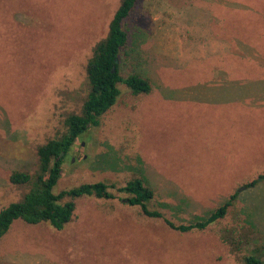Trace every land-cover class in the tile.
I'll use <instances>...</instances> for the list:
<instances>
[{
	"label": "rangeland",
	"instance_id": "obj_1",
	"mask_svg": "<svg viewBox=\"0 0 264 264\" xmlns=\"http://www.w3.org/2000/svg\"><path fill=\"white\" fill-rule=\"evenodd\" d=\"M120 3L0 0V211L30 188L11 184L10 174L33 176L37 148L64 133L68 114L81 113L86 64ZM124 29L120 75L144 74L163 88L154 85L158 95L147 99L119 84L116 103L75 141L53 189L101 182L113 198L77 199L61 230L14 221L0 238V264H243L247 252L232 254L221 238L242 225L262 237L263 262L264 179L243 186L264 174V100L256 101L264 99V0H138ZM209 30L238 43L232 70L227 52L187 61L180 77L149 68L168 50L185 62ZM228 94L239 95L236 112ZM249 97L255 111L244 107ZM133 178L153 189L150 208L176 226L207 218L237 193L235 206L204 230L182 233L128 205L118 189Z\"/></svg>",
	"mask_w": 264,
	"mask_h": 264
},
{
	"label": "trees",
	"instance_id": "obj_2",
	"mask_svg": "<svg viewBox=\"0 0 264 264\" xmlns=\"http://www.w3.org/2000/svg\"><path fill=\"white\" fill-rule=\"evenodd\" d=\"M138 0H121L109 23L107 36L93 48L91 58L86 64L88 94L82 105L80 114H68L64 119L63 134L47 141L37 148L38 169L33 176L23 171H14L9 176L13 185H29L28 192L19 202L12 203L0 211V238L10 229L12 223L21 220L29 225L47 223L56 230L72 220L76 209L75 201L82 197L112 199L109 187L101 182L82 184L69 190L54 193L53 189L63 173V163L78 137L89 127H97L99 118L116 103L123 84L133 96L151 92L150 82L138 74L120 75L119 57L127 48V33L124 29L125 20L133 11ZM264 179V174L245 184V188H253ZM118 192L128 195L125 201L130 206L139 207L141 214L148 218L163 219L173 230L190 232L204 230L210 224L223 219L229 208H234L237 193L232 194L222 205L202 220L188 225H174L164 218L158 210L150 208L155 192L142 179L133 178ZM67 199V201H64ZM235 216H239L237 213ZM238 218V217H237ZM239 222V221H238ZM240 223V222H239ZM250 228H231L224 231L221 238L232 254L238 256L247 252L240 260L243 264H264L258 258L257 244L262 237L254 238ZM264 242V241H263ZM249 245L254 247L249 248Z\"/></svg>",
	"mask_w": 264,
	"mask_h": 264
},
{
	"label": "crops",
	"instance_id": "obj_3",
	"mask_svg": "<svg viewBox=\"0 0 264 264\" xmlns=\"http://www.w3.org/2000/svg\"><path fill=\"white\" fill-rule=\"evenodd\" d=\"M198 37H199V39H197L198 41L195 40V44L192 46V49H193V50L191 49L192 52H188L190 50L189 49L187 51V53L184 52L183 56H181V57H183V60H186L185 62L182 61V63H180L177 60L179 58H177V57L174 58V55L172 54V52H170L171 50H168L165 53L167 55H166V58L164 59L163 64L162 63L157 64V60H154L152 58L151 61H153V64H152V66L150 65L149 68L152 69V71H156V72H158L160 70H168L169 72L175 74L174 77H176V76L180 77V76H183V74L178 73V71L187 70L190 63L204 62L210 56H213V55L215 56L218 53H220L221 56H223L227 52V53H229V60L226 61V66H227L226 70H228V71L232 70V63H233L232 60L235 58V56H233L234 53L232 52V46H236L238 44L236 42L235 38H233L232 36H229L228 39L223 40V39H220L219 37L215 36L214 34H211L210 30L207 32V35H204L203 40L200 39L201 35H198ZM172 43L175 44V41ZM179 43H180V40H178V42L175 45H176V47L180 48ZM165 45H167V44H165ZM187 61L190 63L186 64ZM223 63L225 64V62H222V64ZM219 67H222V66H219ZM219 67H215V68H219ZM222 69H224V68L222 67ZM139 75L141 77L147 79L151 84V92L148 94H143L145 96V98L148 99L149 95H151V96L158 95L157 93L153 92L154 88L156 89V87H153V86L156 85L159 88V86L161 85V88H163V83L161 82L158 86V84H153L151 82L152 79L150 77L145 76L144 74H139ZM228 75H229V73H228ZM151 76H154L153 73ZM218 77H219V74L214 75V80L218 81ZM153 81H154V79H153ZM154 82L156 83L157 81H154ZM250 90H248V94H247L248 96H251ZM238 96L239 95L228 94V96L225 97V99H224V100H226L225 105L230 112L231 111L236 112L234 110H236L237 106L234 103H237V101L240 99V98H238ZM249 100L250 101H248V100L244 101V104H245L244 107H246L249 110L251 109V110L255 111L256 107H254V106H255V104H258V103H254V101H253L254 98H252V97H249ZM263 100L264 99H257L256 98V101H259L260 104Z\"/></svg>",
	"mask_w": 264,
	"mask_h": 264
}]
</instances>
